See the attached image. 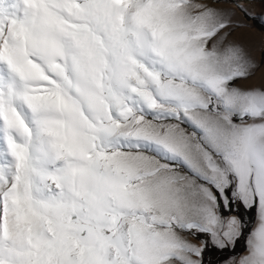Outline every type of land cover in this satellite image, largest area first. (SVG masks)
Returning a JSON list of instances; mask_svg holds the SVG:
<instances>
[{"label": "snow or ice", "instance_id": "6c2138e0", "mask_svg": "<svg viewBox=\"0 0 264 264\" xmlns=\"http://www.w3.org/2000/svg\"><path fill=\"white\" fill-rule=\"evenodd\" d=\"M256 2L0 0V264H264Z\"/></svg>", "mask_w": 264, "mask_h": 264}, {"label": "rangeland", "instance_id": "374dc122", "mask_svg": "<svg viewBox=\"0 0 264 264\" xmlns=\"http://www.w3.org/2000/svg\"><path fill=\"white\" fill-rule=\"evenodd\" d=\"M250 8L257 14L264 13V4L259 3V0L251 4ZM237 19H244L248 27L234 28L230 33L229 39L243 45L258 65L251 79L244 83H260L262 77H264V26H261L256 21L243 17L239 13ZM241 213L248 222L249 228H251L255 224L254 212H244L241 209ZM242 243L237 244L236 252L242 250ZM232 254L234 252L231 249L222 251L209 245L205 252L204 262L205 264H224V261Z\"/></svg>", "mask_w": 264, "mask_h": 264}]
</instances>
